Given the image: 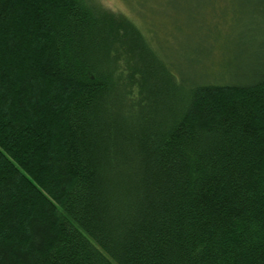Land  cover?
I'll list each match as a JSON object with an SVG mask.
<instances>
[{"label":"trees","instance_id":"trees-1","mask_svg":"<svg viewBox=\"0 0 264 264\" xmlns=\"http://www.w3.org/2000/svg\"><path fill=\"white\" fill-rule=\"evenodd\" d=\"M199 14L0 0V264H264V59L183 77L151 27Z\"/></svg>","mask_w":264,"mask_h":264},{"label":"rangeland","instance_id":"rangeland-1","mask_svg":"<svg viewBox=\"0 0 264 264\" xmlns=\"http://www.w3.org/2000/svg\"><path fill=\"white\" fill-rule=\"evenodd\" d=\"M85 1L137 25H142V19L146 25L158 18L165 22L180 16V20L183 13L191 10L200 13L208 27H151L159 37L165 58L176 62V71L183 77L239 81L264 59V27H244L241 18L247 0Z\"/></svg>","mask_w":264,"mask_h":264}]
</instances>
